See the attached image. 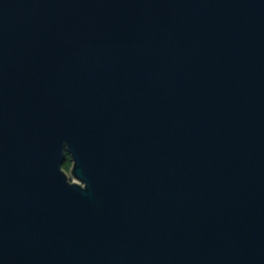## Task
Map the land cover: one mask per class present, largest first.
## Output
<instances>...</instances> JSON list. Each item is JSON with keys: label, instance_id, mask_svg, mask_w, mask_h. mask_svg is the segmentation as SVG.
<instances>
[{"label": "water", "instance_id": "water-1", "mask_svg": "<svg viewBox=\"0 0 264 264\" xmlns=\"http://www.w3.org/2000/svg\"><path fill=\"white\" fill-rule=\"evenodd\" d=\"M0 264H264V0H0Z\"/></svg>", "mask_w": 264, "mask_h": 264}, {"label": "trees", "instance_id": "trees-1", "mask_svg": "<svg viewBox=\"0 0 264 264\" xmlns=\"http://www.w3.org/2000/svg\"><path fill=\"white\" fill-rule=\"evenodd\" d=\"M70 166H71V159H70V157L68 156V157H67V160H66L65 163L63 164V168H65L66 170H69Z\"/></svg>", "mask_w": 264, "mask_h": 264}]
</instances>
